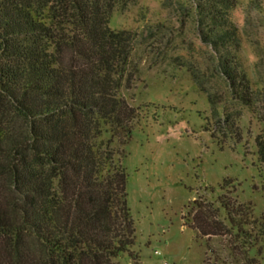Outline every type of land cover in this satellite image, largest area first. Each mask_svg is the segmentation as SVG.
<instances>
[{"label":"trees","instance_id":"16d2710c","mask_svg":"<svg viewBox=\"0 0 264 264\" xmlns=\"http://www.w3.org/2000/svg\"><path fill=\"white\" fill-rule=\"evenodd\" d=\"M128 1L0 0V264H141L112 147L135 117L122 92L134 37L110 25ZM198 7L206 39H233L229 0ZM227 210L244 247L264 248L263 221L252 234Z\"/></svg>","mask_w":264,"mask_h":264},{"label":"rangeland","instance_id":"374dc122","mask_svg":"<svg viewBox=\"0 0 264 264\" xmlns=\"http://www.w3.org/2000/svg\"><path fill=\"white\" fill-rule=\"evenodd\" d=\"M229 1L235 36L219 45L201 0H129L111 18L134 37L122 92L135 117L112 147L141 264H264L227 210L252 234L264 223V0Z\"/></svg>","mask_w":264,"mask_h":264}]
</instances>
